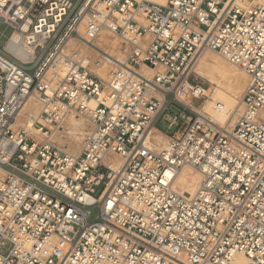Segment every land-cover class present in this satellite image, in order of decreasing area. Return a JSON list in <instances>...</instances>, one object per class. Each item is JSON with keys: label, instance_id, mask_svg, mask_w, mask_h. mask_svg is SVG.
Instances as JSON below:
<instances>
[{"label": "built area", "instance_id": "1", "mask_svg": "<svg viewBox=\"0 0 264 264\" xmlns=\"http://www.w3.org/2000/svg\"><path fill=\"white\" fill-rule=\"evenodd\" d=\"M0 26V264H264V0H0ZM102 31L126 55L107 81L69 45ZM207 51L249 77L229 130L200 114ZM69 118L77 155L55 140ZM160 119L178 129L154 151Z\"/></svg>", "mask_w": 264, "mask_h": 264}, {"label": "bare ground", "instance_id": "2", "mask_svg": "<svg viewBox=\"0 0 264 264\" xmlns=\"http://www.w3.org/2000/svg\"><path fill=\"white\" fill-rule=\"evenodd\" d=\"M152 1L157 4L164 3V0ZM97 7L99 11L103 10V7L101 5H98ZM12 40H16L15 35L12 36ZM69 45L80 52L81 55L87 56L92 59V61L90 62H94L99 57H102L100 59L99 67H94L92 63H90V65L92 72L100 79L106 81L109 79L112 72L122 67V64L125 62L124 60L126 59L125 52L121 48L119 37L108 31H102L98 38L90 46L75 39H72L69 42ZM222 59L225 60L224 58ZM213 61H215V59ZM226 62L229 63L228 61ZM217 64L215 66H204V64H201V68L196 69L195 71V75L205 80L209 85L214 87L213 92H211L210 97H208V100L204 104L202 110L200 111V114L204 117L209 118L219 128L229 130L231 127H233L235 120H237L240 113V111H238V103L235 100L236 97L241 93L242 88L240 87V83L245 86V89H242V91H245L249 83V77L241 69L236 67V69H238L239 71V74L235 73L234 85L232 86L231 83H229L230 81H228L229 85L225 84L226 78L223 77L225 69L223 70V67H219ZM140 72L146 79H151L155 74L154 70L146 67H141ZM227 75L229 76V74ZM218 76L220 78H218ZM224 87L225 90H223ZM205 93L207 95L206 91ZM39 112L40 105L38 104L37 100L35 99V97H30L23 104L21 110L19 111L14 127L18 126L27 129L32 124V119L27 115L37 116L39 115ZM70 120H68L69 122L65 124L67 134L73 136L74 142L72 145L76 147L77 144H79L80 149L81 143L78 142L83 139L87 131V125H85V123L81 120H75L74 118H70ZM166 138L167 137L163 135L162 132L160 133L158 130L154 129L151 133V138L149 141L150 148H152L154 151H158L162 147V145H164ZM79 149L75 150L73 155H77L79 153ZM118 160H120V158H113L112 162L116 165L123 162L121 160ZM201 180L202 176L197 170L186 167L176 175L174 180V189L178 192L189 194L195 191ZM14 235H17V232H15ZM236 261L244 262V260L239 256L236 257Z\"/></svg>", "mask_w": 264, "mask_h": 264}, {"label": "rangeland", "instance_id": "3", "mask_svg": "<svg viewBox=\"0 0 264 264\" xmlns=\"http://www.w3.org/2000/svg\"><path fill=\"white\" fill-rule=\"evenodd\" d=\"M10 32H11L10 29L6 28L5 26H0V48L4 45V42L6 41L7 37L10 35ZM200 57L197 59V64H196V67H195V71H196V69H200L201 68L200 67L201 64H204V66H215L217 63H219L221 65H219V64H217V65L219 67H223V70L225 69L224 74H223V77L226 78L225 79V84H228L229 85V83H231L232 86L234 85V83H235V80H234L235 73H238L239 74V71H238V69H236V67H233L232 65H230L229 63H227L225 60H223L219 55H217L215 53H212L210 51L204 52L203 54L200 55ZM214 59H215V61H213ZM216 61H217V63H216ZM225 67L227 68V70H226ZM26 73L31 76L33 74V69L27 70ZM233 73H234V75H233ZM227 74H229V76ZM218 78H220V77L218 76ZM198 79L204 84V87L207 90L206 91L207 92V96L210 97V94H211V92H213L214 87L211 86V85H209L205 80H203V79H201L199 77H198ZM228 81H230V82L228 83ZM240 84H241L240 87L242 89H245V86H243L242 83H240ZM242 89H241L240 95H238L236 97V99H235L236 102L238 103V111L241 110V103L240 102H241L242 95L244 93V90L242 91ZM223 90H225V87H224ZM196 104H198V102H196ZM173 113H176V110L175 109L174 110H171V112H170V114H173ZM68 120H70V118L67 119L63 123L62 130L57 135V137L55 138V140L58 142L59 145H61L62 147H64L66 150H68V152H70L71 154H74V151L77 150V149H79V144H77L76 147L72 145L73 142H74L73 136L67 134L66 127H65L66 126L65 124L67 122H69ZM75 120H78V119H75ZM156 127L158 129H160L159 130L160 133L162 132L163 135L169 136V135H171L172 133H174L178 129V124L175 125V126H173V127H170L168 129L167 128V124L164 122V120L163 119H160L159 122L156 124ZM81 141L82 140H80V142H78V143H81ZM6 248L8 249L9 246L7 245Z\"/></svg>", "mask_w": 264, "mask_h": 264}]
</instances>
